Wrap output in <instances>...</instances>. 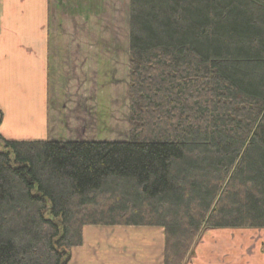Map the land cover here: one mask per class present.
Returning <instances> with one entry per match:
<instances>
[{"label": "trees", "instance_id": "trees-1", "mask_svg": "<svg viewBox=\"0 0 264 264\" xmlns=\"http://www.w3.org/2000/svg\"><path fill=\"white\" fill-rule=\"evenodd\" d=\"M124 141L0 142V264H69L86 226L264 228V0H130ZM1 114V111H0Z\"/></svg>", "mask_w": 264, "mask_h": 264}, {"label": "crops", "instance_id": "crops-1", "mask_svg": "<svg viewBox=\"0 0 264 264\" xmlns=\"http://www.w3.org/2000/svg\"><path fill=\"white\" fill-rule=\"evenodd\" d=\"M89 3L87 0H0L2 140L27 137L53 141H109L96 138L64 140L60 138V122L57 130L54 124L52 73L87 70L93 64L92 59L87 60L89 53L93 50L97 54V43L87 47L88 52L81 49V40L97 37L96 34L91 37L94 31L83 30L93 14L83 11L90 8ZM66 6L71 10H66ZM127 23L129 40V21ZM81 55L86 58L80 59ZM63 126L67 130L66 125ZM13 128L21 132L10 131ZM126 227L129 230L122 234L128 235L127 239L117 236L112 241H102L91 239L101 226H86L83 244L73 248L71 263L165 264L162 227ZM224 229L227 228H209L202 239L196 241L194 251L184 264H264V228H233L237 232H231L228 237L221 233Z\"/></svg>", "mask_w": 264, "mask_h": 264}, {"label": "rangeland", "instance_id": "rangeland-1", "mask_svg": "<svg viewBox=\"0 0 264 264\" xmlns=\"http://www.w3.org/2000/svg\"><path fill=\"white\" fill-rule=\"evenodd\" d=\"M87 1L90 2V8L83 11H91L93 14H91L92 21L90 20L83 30H92L94 32L91 37L95 34L97 37L94 40H81L83 45L81 49L88 52L90 50L87 47L97 43V54H94L93 50L89 53L90 57H87V60L92 59L93 64L87 70L52 73L51 87L55 110L53 116L56 118L54 124H56L57 130L60 122L62 128L60 138L64 140L69 138L128 140L130 131V51L127 21L130 17V0ZM66 8V10H71V7L66 6ZM82 16H84L83 12ZM109 35L110 39L103 38ZM81 56L80 59L86 58ZM64 124L67 130L64 128ZM10 131L19 133L21 129L13 128ZM11 139L16 141L34 140L27 137ZM0 142L2 149L5 150L2 138H0ZM101 227L96 229L91 239L95 237V240L112 241L117 236L122 240L128 238V235L122 234L125 230H129L126 226ZM207 230L209 229L203 230L197 240L200 241ZM231 232L236 233L237 231L227 228L221 233L228 237ZM195 243L191 251H194ZM69 264H72L71 259Z\"/></svg>", "mask_w": 264, "mask_h": 264}]
</instances>
